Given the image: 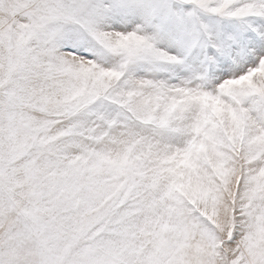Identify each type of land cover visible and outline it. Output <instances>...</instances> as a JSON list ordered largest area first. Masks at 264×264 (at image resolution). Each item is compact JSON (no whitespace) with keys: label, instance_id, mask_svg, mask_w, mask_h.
<instances>
[{"label":"snow or ice","instance_id":"obj_1","mask_svg":"<svg viewBox=\"0 0 264 264\" xmlns=\"http://www.w3.org/2000/svg\"><path fill=\"white\" fill-rule=\"evenodd\" d=\"M0 264H264V0H0Z\"/></svg>","mask_w":264,"mask_h":264}]
</instances>
